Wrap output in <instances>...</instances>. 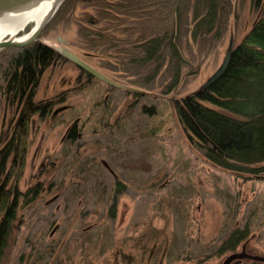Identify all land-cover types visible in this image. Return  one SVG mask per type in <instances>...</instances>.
Listing matches in <instances>:
<instances>
[{
  "label": "rangeland",
  "instance_id": "374dc122",
  "mask_svg": "<svg viewBox=\"0 0 264 264\" xmlns=\"http://www.w3.org/2000/svg\"><path fill=\"white\" fill-rule=\"evenodd\" d=\"M251 3L229 0L217 40L183 33L179 50L186 63L177 83L165 64L152 76L122 51L85 49L79 21L84 13L96 15L92 6L78 2L50 20L39 39L57 49L68 46L138 90L109 85L64 56L43 73L35 100H55L50 114L31 120L16 184L21 191L42 190L18 205L0 264H222L248 238V253L264 256V173L213 164L191 144L174 107L217 69L231 38L238 45L259 18ZM111 32L123 39L137 35ZM13 114L18 113L0 108V148L11 136ZM116 196L117 214L110 217ZM237 228L248 229L246 238L219 253Z\"/></svg>",
  "mask_w": 264,
  "mask_h": 264
},
{
  "label": "trees",
  "instance_id": "16d2710c",
  "mask_svg": "<svg viewBox=\"0 0 264 264\" xmlns=\"http://www.w3.org/2000/svg\"><path fill=\"white\" fill-rule=\"evenodd\" d=\"M78 2L92 6L96 13H84L79 21V41L85 49L122 51L140 67L151 70L152 76L165 64L175 83L186 63L179 50L183 33L191 30L194 40H217L227 24L225 9L229 4V0H65L53 18L74 9ZM251 2L261 11L260 16L235 46L225 72L209 87L177 99L174 107L191 144L213 164L257 175L264 173V0ZM190 16L192 24L185 29ZM32 25L34 22L22 32ZM116 29L137 35L123 39L111 32ZM60 55L39 38L28 46H10L0 52V108L18 113L13 114L17 119L11 120L15 124L10 138L0 148V262L18 205L31 202L42 190L34 186L21 191L16 184L25 167L31 120L35 114L44 119L54 104L52 99L36 101V88ZM70 137L77 138L74 128ZM118 198L113 197L110 217L117 214ZM247 232V228H237L219 253L236 247Z\"/></svg>",
  "mask_w": 264,
  "mask_h": 264
},
{
  "label": "water",
  "instance_id": "95a60500",
  "mask_svg": "<svg viewBox=\"0 0 264 264\" xmlns=\"http://www.w3.org/2000/svg\"><path fill=\"white\" fill-rule=\"evenodd\" d=\"M43 1H47V0H0V18L4 17L5 15H10L12 13L16 14L17 12L22 11L23 9H27ZM64 1L65 0H51L52 4L48 9L47 13L43 16L41 22L39 21L40 23L38 22L32 25L33 27L29 31L23 34H20L21 31L20 32L18 31L17 33L10 34L6 38L1 39L0 51L10 46H25V45L28 46V44L34 42L39 37L38 35L41 34L42 30L46 27V25H48V23L53 18V16L61 6L62 2ZM24 27L22 29H24ZM234 48H235L234 39L232 37L221 64L207 78V80L203 83V85L196 91H193V93L209 87L214 81H216V79H218L225 72L226 68L230 63L231 60L230 57L232 56V52ZM57 50L59 51V53L63 54V56L74 62L77 66H79L82 69H85L86 71L90 72L93 76L103 80L104 82H107L116 87H123L135 91L138 90L137 88L124 85L108 77L103 72L92 66L83 57L72 51L68 46H62V47L59 46ZM245 246L246 244L243 245L241 251L233 252L228 256H226L222 264H231L233 261H236V263L239 264L243 258H250L257 261H264L263 255L259 256L258 254H250L246 251Z\"/></svg>",
  "mask_w": 264,
  "mask_h": 264
},
{
  "label": "bare ground",
  "instance_id": "6f19581e",
  "mask_svg": "<svg viewBox=\"0 0 264 264\" xmlns=\"http://www.w3.org/2000/svg\"><path fill=\"white\" fill-rule=\"evenodd\" d=\"M51 4V0L43 1L27 9H23L16 14L12 13L0 18V40L5 36H9L10 34L23 31L22 28L25 26V24L27 26L31 22H34V24L38 23L39 21L41 22L43 16L47 13Z\"/></svg>",
  "mask_w": 264,
  "mask_h": 264
},
{
  "label": "flooded vegetation",
  "instance_id": "af4514ba",
  "mask_svg": "<svg viewBox=\"0 0 264 264\" xmlns=\"http://www.w3.org/2000/svg\"><path fill=\"white\" fill-rule=\"evenodd\" d=\"M60 41H62L64 44H65V42L66 41H64V40H62V39H60ZM56 50H57V48H56ZM58 51V50H57ZM59 52V51H58ZM59 54H61V53H59ZM61 56H63V54H61ZM65 57V56H64ZM68 59V58H67ZM71 61V60H70ZM74 63V62H73ZM77 66V65H76ZM93 66V65H92ZM79 67V66H78ZM80 68V67H79ZM96 68V67H95ZM81 69V71H85L86 73H88V75L90 74V75H92L90 72H88V71H86L85 69H82V68H80ZM87 75V76H88ZM93 76V75H92ZM109 77V76H108ZM107 83V82H106ZM107 84H109V83H107ZM109 85H111V84H109ZM113 86V85H112ZM61 94H63V93H61ZM52 100H55V98H51ZM50 99V100H51ZM60 108V107H59ZM58 109V108H57ZM61 109V108H60ZM38 116H39V114H38ZM40 117V116H39ZM41 118V117H40ZM43 119V118H42ZM34 129V125L32 126V130ZM34 130H36V129H34ZM29 146V145H28ZM248 242H249V238H248V240H246L245 241V244H246V246H245V248H246V251L247 252H250V249H249V247H248ZM243 245H244V243H243ZM243 245H242V247H243ZM242 247H241V249H242ZM244 259H242V261H241V264H244L243 261Z\"/></svg>",
  "mask_w": 264,
  "mask_h": 264
}]
</instances>
